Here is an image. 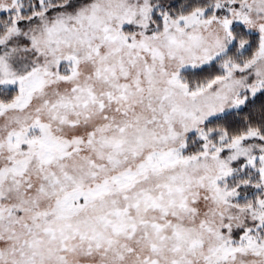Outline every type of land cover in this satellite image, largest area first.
<instances>
[{
    "label": "snow or ice",
    "instance_id": "snow-or-ice-1",
    "mask_svg": "<svg viewBox=\"0 0 264 264\" xmlns=\"http://www.w3.org/2000/svg\"><path fill=\"white\" fill-rule=\"evenodd\" d=\"M0 264H264V0H0Z\"/></svg>",
    "mask_w": 264,
    "mask_h": 264
}]
</instances>
